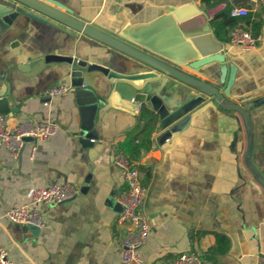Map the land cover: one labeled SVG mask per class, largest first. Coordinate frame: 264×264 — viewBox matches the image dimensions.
Here are the masks:
<instances>
[{
    "label": "crops",
    "instance_id": "1",
    "mask_svg": "<svg viewBox=\"0 0 264 264\" xmlns=\"http://www.w3.org/2000/svg\"><path fill=\"white\" fill-rule=\"evenodd\" d=\"M189 1L45 2L115 35L127 22L149 21L162 14L166 5ZM238 2L248 7L251 19L261 23L257 46L245 50L216 38L223 43L229 63L237 67L230 99L250 111L254 131L251 160L264 179V6ZM35 13L47 21L24 14L12 24L0 20V85L4 71L28 57L47 53L73 55L120 72L154 70L83 32ZM219 65L211 63V71L201 77L218 81ZM84 77L85 85L103 94L108 90L109 83L100 71L85 72ZM55 84H66L69 89L51 96L49 90ZM165 88L170 98L181 100L188 86L169 78ZM192 90L196 95L202 93ZM11 96L19 110L9 116V124L29 118L35 124L54 121L58 129L34 150V141H26L17 157L0 145V247L8 250L13 264H122L123 248L117 235L125 229L118 221L125 179L113 156L137 124L141 104L136 109L111 103L99 108L95 119L99 135L91 144H83L78 135L80 104L66 63L47 64L35 74L12 70ZM211 103L207 98L195 108L187 126L162 143L157 140L158 118L151 147L144 148L136 160L148 186L145 211L151 224L141 254L156 264H174L179 254L189 251L199 252L202 264H258L264 258V185L246 160L244 118L237 110ZM54 182H70L78 191L62 202L39 205L44 225L37 235L9 219L8 208L26 203L33 187ZM219 234L228 245L224 252L213 251Z\"/></svg>",
    "mask_w": 264,
    "mask_h": 264
},
{
    "label": "water",
    "instance_id": "2",
    "mask_svg": "<svg viewBox=\"0 0 264 264\" xmlns=\"http://www.w3.org/2000/svg\"><path fill=\"white\" fill-rule=\"evenodd\" d=\"M45 1L48 0H0V20L12 24L15 18L24 14L47 21L35 13L38 12L110 45L146 63L154 70L120 72L101 63L59 53H47L36 58L28 57L3 72V82L0 85V113L13 116L19 110L11 96L12 70L35 74L53 62L67 64L71 83L76 87L81 121L78 135L83 144H91L97 139L99 134L95 123L96 115L99 108L105 107L108 103L129 109L146 104L159 118L157 140L162 143L173 132L183 130L191 120L195 108L210 98L212 103L237 110L243 116L248 134L246 160L264 185L263 177L251 160L254 131L250 111L230 99L237 67L227 60L224 45L216 38L210 21L220 5L203 7L200 0H191L180 5H166L163 13L154 19L127 22L113 35ZM215 61L220 64L219 80L215 82L203 79L201 75L209 73L211 71L209 65ZM94 71L103 73L104 80L109 83L104 94L85 85L84 73ZM169 78L177 79L188 86L184 99L176 100L168 96L165 86ZM192 88L202 93L196 95ZM25 140H33V137L26 136ZM26 227L35 235L40 231V227L32 223L26 224Z\"/></svg>",
    "mask_w": 264,
    "mask_h": 264
},
{
    "label": "built area",
    "instance_id": "3",
    "mask_svg": "<svg viewBox=\"0 0 264 264\" xmlns=\"http://www.w3.org/2000/svg\"><path fill=\"white\" fill-rule=\"evenodd\" d=\"M259 3L264 6V0H245ZM249 13L246 5H235L233 15L245 16ZM259 36L252 29L246 28L242 23L235 25L229 31V43L237 44L245 50L254 49L258 44ZM69 89L66 84H55L49 94L65 93ZM58 129L54 121L45 124H35L25 118L15 124H9V115L0 113V145H5L11 155L17 157L21 148L26 143L25 137H33V150L37 143L48 139ZM113 161L124 172L125 188L121 193L122 208L118 214V221L124 224L125 229L117 235V241L123 248L122 264H156L146 260L141 249L145 245L150 232L151 224L145 211V200L148 195V186L142 181V173L136 161L121 147H117ZM78 191V187L70 182H54L47 186L33 187L28 193L27 202L12 206L6 211L9 219L15 223L26 225H44L42 210L39 205L45 203L62 202ZM202 256L197 251L179 254L174 264H202ZM0 264H13L6 248L0 247ZM258 264H264L261 258Z\"/></svg>",
    "mask_w": 264,
    "mask_h": 264
},
{
    "label": "trees",
    "instance_id": "4",
    "mask_svg": "<svg viewBox=\"0 0 264 264\" xmlns=\"http://www.w3.org/2000/svg\"><path fill=\"white\" fill-rule=\"evenodd\" d=\"M203 5L206 6H220L216 10L211 19V25L214 34L223 39H229V31L235 25L242 23L246 28L251 27L252 31L258 35L261 23L245 15H233L232 9L235 5H245L243 2L239 4L234 0H200ZM238 3V4H237ZM245 20V23H243ZM259 103L258 101L256 104ZM158 116L157 114L146 104L141 105L138 111V122L135 127L129 131L126 139L121 143V147L130 155L133 160H137L144 148H150L152 145V135L157 127ZM218 244L213 248L214 252L226 251L228 245L223 235H218Z\"/></svg>",
    "mask_w": 264,
    "mask_h": 264
}]
</instances>
